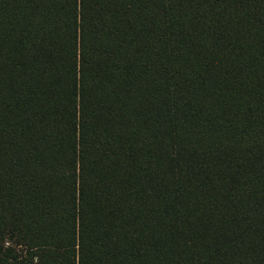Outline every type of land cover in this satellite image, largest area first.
Returning <instances> with one entry per match:
<instances>
[{
	"label": "trees",
	"instance_id": "obj_1",
	"mask_svg": "<svg viewBox=\"0 0 264 264\" xmlns=\"http://www.w3.org/2000/svg\"><path fill=\"white\" fill-rule=\"evenodd\" d=\"M0 264H264V0H0Z\"/></svg>",
	"mask_w": 264,
	"mask_h": 264
}]
</instances>
